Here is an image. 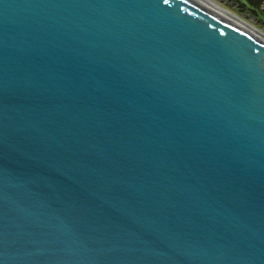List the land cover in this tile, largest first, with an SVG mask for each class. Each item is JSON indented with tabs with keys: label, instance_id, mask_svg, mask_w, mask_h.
<instances>
[{
	"label": "water",
	"instance_id": "water-1",
	"mask_svg": "<svg viewBox=\"0 0 264 264\" xmlns=\"http://www.w3.org/2000/svg\"><path fill=\"white\" fill-rule=\"evenodd\" d=\"M0 264H264V43L199 0H0Z\"/></svg>",
	"mask_w": 264,
	"mask_h": 264
},
{
	"label": "bare ground",
	"instance_id": "bare-ground-1",
	"mask_svg": "<svg viewBox=\"0 0 264 264\" xmlns=\"http://www.w3.org/2000/svg\"><path fill=\"white\" fill-rule=\"evenodd\" d=\"M211 11L219 15L220 17L228 20L229 22L238 25L255 36L261 42L264 43V28L258 27L252 22L246 20L243 16L236 14L234 11L226 7L218 0H199Z\"/></svg>",
	"mask_w": 264,
	"mask_h": 264
},
{
	"label": "rangeland",
	"instance_id": "rangeland-1",
	"mask_svg": "<svg viewBox=\"0 0 264 264\" xmlns=\"http://www.w3.org/2000/svg\"><path fill=\"white\" fill-rule=\"evenodd\" d=\"M236 14L243 16L258 27L264 28V0H218Z\"/></svg>",
	"mask_w": 264,
	"mask_h": 264
},
{
	"label": "trees",
	"instance_id": "trees-1",
	"mask_svg": "<svg viewBox=\"0 0 264 264\" xmlns=\"http://www.w3.org/2000/svg\"><path fill=\"white\" fill-rule=\"evenodd\" d=\"M259 1H263V0H256L255 3L259 2ZM262 13H263V16H264V12H262Z\"/></svg>",
	"mask_w": 264,
	"mask_h": 264
}]
</instances>
